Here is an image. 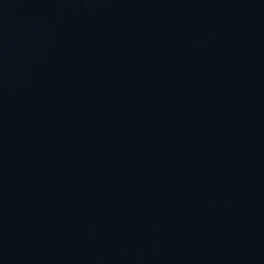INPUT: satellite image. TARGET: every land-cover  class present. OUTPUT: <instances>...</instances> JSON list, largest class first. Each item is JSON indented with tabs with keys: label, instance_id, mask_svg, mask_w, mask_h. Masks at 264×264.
I'll use <instances>...</instances> for the list:
<instances>
[{
	"label": "water",
	"instance_id": "water-1",
	"mask_svg": "<svg viewBox=\"0 0 264 264\" xmlns=\"http://www.w3.org/2000/svg\"><path fill=\"white\" fill-rule=\"evenodd\" d=\"M0 264H264V0H0Z\"/></svg>",
	"mask_w": 264,
	"mask_h": 264
}]
</instances>
